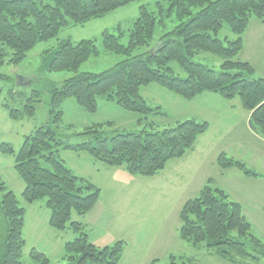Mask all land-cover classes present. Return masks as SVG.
<instances>
[{
  "label": "trees",
  "instance_id": "trees-1",
  "mask_svg": "<svg viewBox=\"0 0 264 264\" xmlns=\"http://www.w3.org/2000/svg\"><path fill=\"white\" fill-rule=\"evenodd\" d=\"M135 1L0 0V65L21 63L36 44L53 39L62 27L83 24ZM155 8L156 12H151L145 5L139 6L126 44L121 43L124 33L119 26L115 28L117 34L102 31L103 50L123 56L102 72H78L84 62L98 55L95 40H68L60 44L48 71H67L73 75L59 87L50 85L49 123L25 136L17 152L8 143L0 144L1 152L14 156L13 168L24 183L23 200L33 203L44 198L49 226L58 231L70 229L76 234L64 244L61 258L64 264H118L125 242L118 240L112 245L97 247L83 231L82 223L71 220L72 211L83 216L93 208L100 189L74 175L66 167L60 150L86 152L107 166L123 167L129 174L153 176L169 159L182 157L209 127L207 121L189 119L161 130L151 128L105 136L101 131L103 125L93 124L84 129L92 139L69 144L57 139L66 99L73 98L85 112L92 114L97 111L98 98L102 97L145 116L152 110L139 90L149 83H156L187 100L204 92L226 99L238 96L242 107L249 112V127L264 139V79L251 78L252 65L235 59L242 49V34L250 19L264 22V0H161L155 3ZM172 17L178 23L172 30L163 32L158 44L150 50L156 25H164V19ZM223 24L236 35L234 39L216 37ZM143 47L146 49L133 54ZM198 51L218 56L222 60L220 69L193 62L191 58ZM171 61L185 71L184 79L174 74L169 65ZM38 96V92H33L20 109L7 103H2L1 108L13 120L32 117L34 103L38 101L34 97ZM216 164L222 169L236 168L247 177L262 176L224 151L217 155ZM212 181L209 179L196 197L181 206L179 237L194 247L205 246L215 251L230 263H239V259L259 261L264 257V242L251 233L252 225L242 205L229 200L223 189L212 187ZM24 216L25 208L0 178V264H24L21 260L25 245ZM29 257L35 264H49L47 255L36 248L30 249ZM169 258L170 264H176L174 256ZM148 264H158V259Z\"/></svg>",
  "mask_w": 264,
  "mask_h": 264
},
{
  "label": "rangeland",
  "instance_id": "rangeland-1",
  "mask_svg": "<svg viewBox=\"0 0 264 264\" xmlns=\"http://www.w3.org/2000/svg\"><path fill=\"white\" fill-rule=\"evenodd\" d=\"M159 1L137 0L83 24L62 27L53 39L36 44L21 63L0 65V144L8 143L17 152L25 136L49 123V87L51 84L59 87L73 75L67 71H48L51 58L60 44L68 40H95L98 55L84 62L78 72L107 70L123 56L103 50L102 31L106 29L117 34L115 28L119 26L124 33L121 43L126 44L139 6L145 5L149 11L156 12L155 3ZM249 22L242 57L244 60L247 56L256 68L251 78L264 79V25L260 27L261 23L254 17ZM177 23L172 17L165 18L164 25L157 24L150 40V50L158 44L162 33L172 30ZM216 37L234 39L236 35L223 24ZM145 49L138 48L133 54ZM238 58L239 53L235 59ZM191 60L214 70H219L222 63L218 56L203 51L196 52ZM169 65L175 75L186 77L176 62L171 61ZM17 80H21V85L16 84ZM33 92H38L39 96L34 97L38 101L34 103L32 117L13 120L1 108L2 103H7L20 109ZM139 93L152 110L145 116L125 110L102 97L98 98L97 111L92 114L85 112L73 98L66 99L62 104L64 115L57 139L69 144L92 139L84 129L93 124H102L101 131L105 136L151 128L161 130L189 119L207 121L208 130L197 137L193 147L182 157L169 159L165 167L153 176L129 174L123 167L107 166L86 152L60 150L66 167L74 175L87 179L100 189L99 199L93 208L83 216L72 211L71 220L82 223L83 231L97 247L123 240L124 252L118 264H148L152 259H158V264H170V256H174L176 264H264V257L254 262L239 259V263H230L205 246L194 247L178 234L181 206L186 200L196 197L201 187L212 179V187L223 189L229 200L242 205L243 213L252 225L251 233L264 242V176L252 180L236 168L222 169L216 164L217 155L225 150L228 156L242 161L249 169L264 174V139L248 126L247 110L242 107L239 97L226 99L204 92L187 100L156 83L142 85ZM13 165V154L0 151V178L15 194L19 205L25 208L22 230L25 245L21 260L24 264H35L29 257V251L36 248L47 255L49 264H64L61 259L64 244L76 234L70 229L58 231L49 226V210L45 207L44 198L33 203L23 200L24 183Z\"/></svg>",
  "mask_w": 264,
  "mask_h": 264
},
{
  "label": "crops",
  "instance_id": "crops-1",
  "mask_svg": "<svg viewBox=\"0 0 264 264\" xmlns=\"http://www.w3.org/2000/svg\"><path fill=\"white\" fill-rule=\"evenodd\" d=\"M257 21H259V20H257ZM259 23H261L260 27H263L264 22L259 21ZM249 25H250V22H249V24H248V27H249ZM248 27L246 28V30H245V31L243 32V34H242V38H243V48H242V50L239 52V58H238V59H240V60H243L242 53H243V51H244V49H245V46H246V34H247V31H248ZM243 61H247V62H249V63L252 65L253 69H254V73H256V68L254 67L252 61H251L250 59H248L247 56L244 57V60H243ZM248 117H249V112H247V123H248ZM254 134H255V133H254ZM255 135H256V134H255ZM222 151H225V150H222ZM225 152H226V151H225ZM229 169H231V168H229ZM262 175L264 176V174H262ZM253 179H258V178H252V180H253ZM255 183H256V182H255ZM262 183L264 184V181H262ZM245 215H246V214H245Z\"/></svg>",
  "mask_w": 264,
  "mask_h": 264
},
{
  "label": "water",
  "instance_id": "water-1",
  "mask_svg": "<svg viewBox=\"0 0 264 264\" xmlns=\"http://www.w3.org/2000/svg\"><path fill=\"white\" fill-rule=\"evenodd\" d=\"M20 81H21V80H17V81H16V84H17V85H21V82H20Z\"/></svg>",
  "mask_w": 264,
  "mask_h": 264
}]
</instances>
